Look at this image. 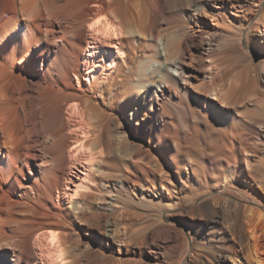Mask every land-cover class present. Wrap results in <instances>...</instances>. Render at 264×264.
Wrapping results in <instances>:
<instances>
[{"label": "bare ground", "instance_id": "1", "mask_svg": "<svg viewBox=\"0 0 264 264\" xmlns=\"http://www.w3.org/2000/svg\"><path fill=\"white\" fill-rule=\"evenodd\" d=\"M79 1L61 0L64 10L58 14L53 0H0V264H64L69 256L68 264H148L143 251L118 238L114 214L121 199L134 202L138 192L146 202L173 201L176 191L188 187L191 194L201 191L199 198L218 194L212 184L221 179L217 186L224 185L226 176L243 171L264 189V155L256 174L248 149H242L264 147V0ZM87 3H97L99 10L87 35L74 34L68 21ZM133 35L140 38L137 46ZM73 36L76 65L55 69L57 49ZM137 48L153 55L141 60ZM122 52L126 64L107 77ZM244 58L249 63L242 67ZM80 73L110 109L139 100L123 113L125 128L135 130L148 149L106 134L113 119L76 90L82 87ZM70 101L68 113L54 124L53 107ZM66 136L74 139L69 149ZM175 147H184L181 156ZM191 147L239 151L232 163L223 160L224 172L222 162L206 167L187 158L194 155ZM157 157L163 164L150 167ZM75 168L83 172L69 188L67 176ZM248 209L249 236L239 246L249 264H264V211ZM70 210L80 226L103 222L92 259L81 248L88 241L67 239L71 253L57 232L38 233L54 222L66 226ZM22 223L30 227L24 242L18 235ZM185 245L192 250L191 241ZM155 250L149 246L150 257L158 258Z\"/></svg>", "mask_w": 264, "mask_h": 264}, {"label": "rangeland", "instance_id": "2", "mask_svg": "<svg viewBox=\"0 0 264 264\" xmlns=\"http://www.w3.org/2000/svg\"><path fill=\"white\" fill-rule=\"evenodd\" d=\"M73 1L77 2L78 0ZM85 1L86 0H80L79 3L82 2L84 4ZM53 2L55 4V13L61 14L64 10L61 0H53ZM83 4L75 16L68 21V23L73 22L71 32L74 34L80 31L86 32V26L96 17V12L99 10L97 3ZM157 10L158 7H154V11L156 12ZM118 20L123 21L124 18L119 16ZM136 36L137 35L131 36L135 46L138 45L137 43L140 40V38ZM124 37L125 34L121 33V39ZM87 40L88 38H86V41ZM77 44V37L73 36L69 43L65 45V48L62 45L59 46L54 55L55 60L53 66L55 69H65L69 71L76 65ZM87 45L88 44L85 45V48ZM135 53L144 61H148L151 55H153L151 49L140 54L139 48H137ZM122 57L120 53L116 56L117 63L115 62L113 64L112 69L106 74L107 77L114 74L119 66L126 64L124 60H122L125 57L124 53ZM241 63V66L245 67L249 63V59L244 58ZM76 77L80 78L79 84H81L82 87H78L76 90L81 93L82 98L87 99L88 103L91 102L90 104H100L101 108L103 107V111L113 119V124L109 125V129L107 130V135H110V133L114 134L113 137L116 142H118L121 135L126 136L130 143L135 142L142 145L141 150L149 148L147 147V143L143 142L141 137L136 135L135 130L133 131L127 129V127L125 128L126 117L123 113H126L127 116L128 110L134 106V104L131 103H138L139 100L137 101L135 98H132L130 101L128 100L131 102L130 105H128L130 108L127 107V101H125L126 103L119 101L115 103L113 109H110L106 102L104 101V103L99 97L100 93L96 95L93 90L87 87L88 85L84 84L85 81L82 73L76 75ZM70 90L71 88H69V92ZM72 102L73 101H70L64 104V108L59 106L53 107L51 113L55 121L54 124H58L62 119V113H68V105ZM181 119L180 115L178 117V124L181 122ZM114 124L116 125V129L113 132V129L112 131L110 130ZM66 137L64 141H66V145L68 146L66 148L69 149L75 145L74 139L68 136ZM229 148L230 147H191V151L194 155H189L187 158L194 162L198 161L201 164H205L204 166L206 167L215 166L222 162L225 166L224 172H227L228 167L223 160L226 159L232 163L234 158L233 154L239 151V149L235 147ZM243 148L248 149V157L250 159L252 171L255 170L254 172L256 174H261L259 161L264 155V147H242V149ZM183 149L184 147H175L173 151L175 152L176 150V154L181 156L180 154L182 153L180 152H182ZM150 151L151 154L157 156L154 151ZM227 151L230 153H227ZM218 157L220 158L218 159ZM157 158V161L153 163L150 162V167L156 168V164H163V159L161 157ZM182 158H184V155ZM164 169L170 172L172 182L177 184V178L173 175V170L167 166H165ZM82 172V169L75 168L68 174L67 178L70 182L69 188H72L74 183L79 180ZM157 173L161 176L159 170ZM247 176L246 171L236 173L232 177L226 176V178L224 177L226 179L224 185L217 186L219 185L217 183L221 179L212 184V191L220 190L218 194L212 193L200 198L201 191L191 194L188 187L186 189L187 192L176 191L173 201L165 198L163 202L156 200L152 201V203L146 202L144 198H140L138 192L134 193L132 196L134 202L127 201V203L125 200L121 199L119 201L121 207L117 209L114 214V221L118 229L117 233L118 235L121 233L118 238L124 240L126 243L125 245L138 251H143L148 256V258H144L143 261H147L148 264H179L182 258V264H249L247 257L242 253L241 245L239 246V240L242 239L243 241H247L249 236L246 228V223L250 214L248 207L252 206L264 211V189L261 187V182L252 184L251 181L247 180ZM84 191H89V189H79L80 193ZM78 197L79 194L75 196L76 199H78ZM163 216L167 218L164 219ZM67 220L68 223L66 226L60 222H54L45 225L38 233L47 230L57 232L62 237L66 249L68 248V251H71V253L73 250H70L71 243L67 239H76L79 237L82 241H88L90 245L85 244L84 246L82 245L81 248L85 250L86 259H92L93 249L97 246L98 240L102 236L100 233L102 232L101 228L103 227V222L94 219L80 226L77 224L73 210H70ZM21 225L18 235L22 242H24L25 235L29 232L30 227L27 223H22ZM79 227H81V229L79 235H77L78 233L75 234V229ZM69 234L72 235L70 236ZM239 234L241 235L240 238L237 236ZM187 240L192 243V250H187L188 252L186 251L185 245ZM22 245L24 244L22 243ZM115 246H117V243ZM149 246L156 248L155 251L158 252V258L150 257L148 252ZM235 250H237L238 256L234 258L233 253ZM69 258H71V256L65 259L64 264L70 262ZM36 262L33 261L31 264H35Z\"/></svg>", "mask_w": 264, "mask_h": 264}]
</instances>
